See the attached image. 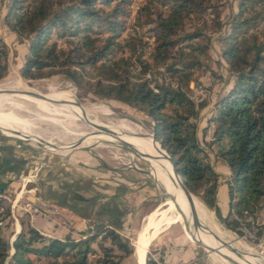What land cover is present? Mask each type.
<instances>
[{
    "label": "trees",
    "instance_id": "16d2710c",
    "mask_svg": "<svg viewBox=\"0 0 264 264\" xmlns=\"http://www.w3.org/2000/svg\"><path fill=\"white\" fill-rule=\"evenodd\" d=\"M130 2L6 0V24L18 42L27 41L21 76L61 73L98 98L142 111L188 190L225 227L242 234V225L256 224L260 236L264 225L254 219L264 212V0H238L224 32L214 0H142L137 22L149 25L151 42L138 33L121 39ZM207 27L220 32L221 55L233 77L215 101L212 139L204 142L216 146L215 157L229 168L225 213L217 202L220 172L198 135L208 102L189 93L209 57ZM6 50L0 40V79L8 72ZM7 212H0V222ZM133 251L130 239L110 225L62 238L27 225L10 240L0 224V264H121ZM146 264L159 263L147 254Z\"/></svg>",
    "mask_w": 264,
    "mask_h": 264
},
{
    "label": "rangeland",
    "instance_id": "374dc122",
    "mask_svg": "<svg viewBox=\"0 0 264 264\" xmlns=\"http://www.w3.org/2000/svg\"><path fill=\"white\" fill-rule=\"evenodd\" d=\"M214 1L220 9V32L227 31L231 15L237 11L238 0ZM141 2L142 0H131L129 3L130 11L125 18L121 39L131 33H138L147 41H152L149 25H139L137 22L138 17L143 20V16L137 11ZM5 3L6 0H0V40L7 45L8 72L0 79V86L40 91L45 98L20 95L26 97V103L36 105L44 113L57 115L33 114L7 100L0 101V212L8 210L0 222L2 233L12 240L17 225L19 231L26 229L39 214L45 221L54 223L53 229H46V233L62 234L65 230L77 236L84 229L102 225L111 215L118 231L134 244L144 222L156 214L164 199L158 192L159 181L150 169L149 149H131L133 143L142 141L141 135L117 136L110 131L102 134L106 129H99L97 138H92V135L88 141L80 143L90 128L74 127L68 123L67 117L107 112L99 113L100 117L104 120L125 119L151 133L150 119L134 107L94 96L61 73L23 78L19 69L27 52V41L18 42L16 34L6 24ZM211 15L207 14L208 20ZM205 31L210 36L209 57L205 58V64L196 71L197 82H190L189 93L197 101L205 99L208 102L198 121V135L200 140L203 138L201 141L208 151L209 159H214L213 164L220 172L217 197L220 206H223L229 174L225 162L214 155L216 146L205 145L207 140H204V136L211 134L215 125L212 105L227 90L233 77H229L227 65L221 55L223 43L218 38L220 32L212 27H207ZM148 51L149 48H146L145 56H148ZM147 76L153 75L149 72ZM204 129V134L207 132V135L203 134ZM14 132L33 136L36 140L18 136ZM124 142L130 143L129 149ZM113 181H120V188L131 195L130 200L124 199L120 203L114 200L120 193L113 189ZM173 184L174 181L171 185L176 189ZM195 198L204 214L203 220L212 232L218 237L222 232H227L228 236L224 241L237 245L238 242L241 243L238 248L250 253L248 259L264 264V228L262 234L257 236L259 227L256 224L246 227L242 225V234H238L225 227L215 212L197 195ZM27 201L33 205L39 203L44 209L41 213H36L31 207L23 208ZM227 209L228 205L221 210L225 213ZM254 221L264 225V212L258 211ZM192 232L184 220L170 219L165 227L148 232L147 238L155 235L149 244L148 256L159 264H166L164 259L167 255L172 257V264H182L184 261L191 264H233L206 249ZM194 234L202 238L204 243L215 246L197 232ZM190 249V254L178 255ZM121 264H135L134 255L124 257Z\"/></svg>",
    "mask_w": 264,
    "mask_h": 264
},
{
    "label": "bare ground",
    "instance_id": "6f19581e",
    "mask_svg": "<svg viewBox=\"0 0 264 264\" xmlns=\"http://www.w3.org/2000/svg\"><path fill=\"white\" fill-rule=\"evenodd\" d=\"M7 89L9 88L0 86V101L7 100L11 104H15L16 106L23 108L25 111L33 114L35 112H36L35 114L44 113L36 105L29 102L26 103V101L24 100L26 97L24 95L23 97L20 94L7 93L6 92ZM99 113L103 114L107 112L87 113L85 115L77 116L74 118L67 117L68 123L74 127L90 128V130L88 129V131L86 132L83 139H81V141L79 142L83 143L88 141L92 135H93L92 138H97L100 134V132L98 131L99 129H106V131H102V134L107 133L109 131L107 127H111L115 133L111 131L110 132L117 136L134 135V134L141 135L143 138L142 141L133 143L131 145V149L132 148H137L139 150L149 149L150 169L159 181L158 192L164 196V199L161 202L162 205L161 208L157 209L156 214L152 215L148 220L144 222L142 231L138 234V237L135 240L134 245L137 248V251L139 252V255L141 257L140 261L141 262L143 261L142 251H144L146 246H148L147 245L148 240L152 239V237L155 236L154 235L151 238L149 237L147 238L146 236L148 232L150 230L161 229L163 225H166L167 222L172 218H180L184 220L187 223L188 228L191 232L192 231L194 233L197 232L201 237H204L206 240L210 241L211 243H214L215 246L219 245L220 242L218 241V239L223 241L224 238L228 236V233L222 232L220 234V237L217 238L216 234L212 232V230L205 224L203 220L204 214L197 203V199L195 198V195L194 194L189 195L182 191L179 179L172 170L171 163L167 155L161 149L159 144L153 139L151 133L148 130H145L142 126L133 122H128L125 119L104 120L100 117ZM44 114L57 115L55 113H49V112H46ZM53 118L54 117H51L52 120H54ZM14 133L21 137L26 136L35 139V137L33 136H29L19 132H14ZM114 139L119 140V138H114ZM124 144L126 145L127 149L130 148V143L124 142ZM173 181L176 186V189L173 188V186L171 185ZM174 197H176L175 202L172 201ZM194 233L193 235L198 240L202 239L199 238ZM232 245H234L235 247H240L241 243L238 242V245L237 244H232ZM222 251H224L225 253H229L225 249H222ZM230 255L237 257L239 260L243 262L246 261V259L243 256L238 255L236 253L230 252ZM256 263L261 264L260 262H256Z\"/></svg>",
    "mask_w": 264,
    "mask_h": 264
},
{
    "label": "water",
    "instance_id": "95a60500",
    "mask_svg": "<svg viewBox=\"0 0 264 264\" xmlns=\"http://www.w3.org/2000/svg\"><path fill=\"white\" fill-rule=\"evenodd\" d=\"M7 93H15V94H26V95H30V96H34V97H41V98H45L44 95H42V93L40 91H34V90H31V89H25V90H15V89H7L6 90ZM49 100L51 101H55L54 99H51L49 98ZM103 122V121H102ZM105 123V122H104ZM107 127V126H106ZM109 131L111 132H114V130L111 128V127H107ZM115 133V132H114ZM151 135L154 139V135L153 133L151 132ZM155 140V139H154ZM156 141V140H155ZM158 143V141H156ZM159 144V143H158ZM160 146V144H159ZM161 147V146H160ZM161 149L165 152V154L167 155L170 163H171V167H172V170L174 171V173L176 174V176L178 177L179 179V182H180V185H181V188H182V191L184 193H187L189 195H192L193 193L188 190V188L185 186L180 174L177 172V170L175 169L174 167V163H173V160L172 158L170 157V155L161 147ZM195 195V194H194ZM175 198H173V202H175ZM181 224V223H179ZM182 226V225H181ZM217 238H219L217 235H216ZM153 238V237H152ZM218 241L220 242L219 245H216V246H212V245H208L206 243H204L202 240H199V242L206 248L208 249L209 251H212V252H215L217 253L218 255H220L221 257H223L224 259L230 261L231 263L233 264H256L254 263L253 261H251L250 259L247 258V256L249 255L248 253L240 250L238 247H235L234 245H232V243L230 241H222V240H219ZM151 242V239L148 240V243L146 246V248L144 249V251H142V255H143V261L141 262L140 259V255H139V252L137 251V248L135 247L134 245V251H133V255H134V258H135V264H146V256H147V253H148V249H149V244ZM135 244V243H134ZM222 249H225L227 252L229 253H225L224 251H222ZM230 252H233V253H236L238 255H241L243 256L245 259H246V263L239 260L237 257L233 256V255H230Z\"/></svg>",
    "mask_w": 264,
    "mask_h": 264
},
{
    "label": "crops",
    "instance_id": "0c3cea01",
    "mask_svg": "<svg viewBox=\"0 0 264 264\" xmlns=\"http://www.w3.org/2000/svg\"><path fill=\"white\" fill-rule=\"evenodd\" d=\"M212 107L214 108V112H216V104L214 103V105H212ZM203 110H202V112H201V114H203ZM204 135H207V132H206V134H204ZM204 139L205 140H209V139H212V133L210 134H208L207 136H204ZM213 161H214V159L212 160V164H213ZM219 162V160H215V162ZM224 161V160H223ZM225 162V161H224ZM225 164H226V162H225ZM213 167L217 170V171H219L218 170V168L216 167V165L215 164H213ZM226 167H227V173L229 174V168H228V165L226 164ZM220 177H221V175H220ZM120 179V178H119ZM221 180V179H220ZM113 183V189L115 190H117L119 193H120V196L117 198V199H114L116 202H121L122 200H124V199H126V200H130V197H131V195L130 194H128V192H126L125 190H122L121 188H120V185H121V183H120V181H113L112 182ZM219 187H220V185H219ZM110 189V188H109ZM111 189H112V187H111ZM114 190H112V192H115ZM218 190H219V188H218ZM227 194V195H226ZM217 195H218V191H217ZM223 201H224V205L223 206H220L221 204L219 203V201H218V197H217V202H218V204H219V206L221 207V209L222 208H227V205H228V193H227V189H226V191H225V197H224V199H223ZM114 214V213H113ZM105 217H106V215H104ZM110 217H107V219H105V218H103V219H105V221L102 223V225H100V226H103V225H110V226H113V227H115L117 230H118V228L115 226V224H114V220H112V216L111 215H109ZM114 216V215H113ZM34 228H36L38 231H40L41 233H43L44 235H47V236H58V237H64L65 236V234H67L69 231H66L65 232V230L64 231H62V232H64V233H62L61 234V232L60 233H57V234H55V235H51L50 233H46L45 232V230L47 229V230H49L50 231V229H53V226H54V223H52V222H49V221H45L43 218H41L40 217V215L38 214V215H36V217H35V219L32 221V224H31ZM166 225H163V227H165ZM99 227V226H98ZM162 227V228H163ZM43 228V229H42ZM94 228H97V227H94ZM93 228V229H94ZM84 230H92V229H84ZM19 231V229H18V225H17V228H16V230H15V232L17 233ZM14 232V233H15ZM15 233V234H16ZM153 239V238H152ZM151 239V240H152ZM190 252H191V249L190 250H187V251H184L183 253H178V255H180V256H185L186 254H190ZM172 257H168V255L166 256V258L164 259V261L166 262V264H172L171 263V259ZM182 264H191V263H186L185 261L182 263ZM197 264V263H196Z\"/></svg>",
    "mask_w": 264,
    "mask_h": 264
},
{
    "label": "built area",
    "instance_id": "2783aa9c",
    "mask_svg": "<svg viewBox=\"0 0 264 264\" xmlns=\"http://www.w3.org/2000/svg\"><path fill=\"white\" fill-rule=\"evenodd\" d=\"M26 206H28L27 208L31 207L33 208V211L36 213H41L42 210L44 209L43 205H40L39 203H37L36 205H33L31 202H25V204L23 205V208H25ZM34 216V214H32V217ZM251 221H253L252 217H250Z\"/></svg>",
    "mask_w": 264,
    "mask_h": 264
}]
</instances>
